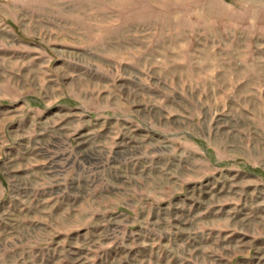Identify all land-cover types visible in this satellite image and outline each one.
Segmentation results:
<instances>
[{
	"label": "rangeland",
	"instance_id": "374dc122",
	"mask_svg": "<svg viewBox=\"0 0 264 264\" xmlns=\"http://www.w3.org/2000/svg\"><path fill=\"white\" fill-rule=\"evenodd\" d=\"M0 264H264V0H0Z\"/></svg>",
	"mask_w": 264,
	"mask_h": 264
}]
</instances>
